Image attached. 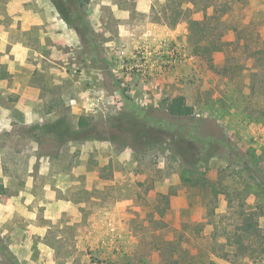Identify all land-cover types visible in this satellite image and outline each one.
<instances>
[{"label":"rangeland","instance_id":"rangeland-1","mask_svg":"<svg viewBox=\"0 0 264 264\" xmlns=\"http://www.w3.org/2000/svg\"><path fill=\"white\" fill-rule=\"evenodd\" d=\"M221 1L0 0V184L55 195L6 202L1 264H264V0ZM206 2L227 42L196 53Z\"/></svg>","mask_w":264,"mask_h":264},{"label":"trees","instance_id":"trees-1","mask_svg":"<svg viewBox=\"0 0 264 264\" xmlns=\"http://www.w3.org/2000/svg\"><path fill=\"white\" fill-rule=\"evenodd\" d=\"M216 1L222 2L221 0H216ZM192 3H195L194 0H192ZM225 3H227V1ZM209 8H213V6H211L210 2L204 3L200 8H196L197 11L201 12L202 18H200V19L192 18L188 22L189 31H190V33H192V47L194 48L196 53H201L200 52L201 49H203L205 52L221 51L223 49V44H225L227 42L224 39H222V36H223L222 33L223 32H219V34H217V32L213 31V30H216V28H215V26H213L211 24V19H210L211 17L210 16L212 13H208ZM181 10H182V8H180V10H178V12H180ZM214 11H215V9H212V12H214ZM223 13H225V10H223ZM68 16L66 15V16H64V18L66 17L65 19L68 20V23L70 24V26L81 37L82 31L80 30L79 26H77L75 24H71L70 21H72V20L69 21ZM166 109H167V113L170 115H173V116H187V115H190L193 113V107L188 105L185 102V98L182 95H176V96L172 97L168 101ZM139 122L132 115H122L119 117L112 118L110 124L113 125V127H114L113 129H115L114 131L124 130V131L128 132V131H131V128L132 129L137 128L139 131L138 133L144 134V136H146V137H150V136L153 137L155 135V133L161 132V135L163 138L164 137L169 138V136H167V134H165L164 130L159 131V129H157V128H153V127L149 128V127L145 126V122L144 123L143 122L139 123ZM79 126H80L79 129L77 131H75L76 135H78L80 128L86 127L87 124L84 120H81L79 123ZM35 128H37L43 132H49L50 135L54 136L57 141L64 140L66 138V136H69V134L71 132L70 131L71 126L69 125V123L64 118H59L52 123L45 124V125L40 126V127L35 126ZM73 137L74 136H72L71 139ZM80 137H82V136L78 135V138H80ZM261 177L262 178L260 179L259 184H260V186H264V173ZM4 193H6V189L2 184H0V194H4ZM247 226H248V224H246L245 227L242 229V224H241L237 228H241L242 230H246Z\"/></svg>","mask_w":264,"mask_h":264},{"label":"crops","instance_id":"crops-1","mask_svg":"<svg viewBox=\"0 0 264 264\" xmlns=\"http://www.w3.org/2000/svg\"><path fill=\"white\" fill-rule=\"evenodd\" d=\"M76 35L78 36L79 34L75 31ZM30 86V85H29ZM33 88V95H30L29 98H37L36 96V88L33 86H30ZM21 116V115H20ZM32 118V116H31ZM29 116L27 115H23L22 116V120H24L25 122L31 121L33 118H37V116H34L31 119ZM22 197H24V200H41V201H45V200H53L55 199V195L53 196V194H49L46 192H43L41 195L37 194V193H27L25 195L23 194H18V195H12L11 197H9V195H7L6 193L4 194H0V223H7L6 221L9 219V217H11L12 215H16L19 213V211L15 210V209H11L10 206H8L6 204L7 201H14L15 198H18L19 200H23ZM62 211V210H59ZM9 223V222H8ZM1 264V263H0Z\"/></svg>","mask_w":264,"mask_h":264},{"label":"built area","instance_id":"built-area-1","mask_svg":"<svg viewBox=\"0 0 264 264\" xmlns=\"http://www.w3.org/2000/svg\"><path fill=\"white\" fill-rule=\"evenodd\" d=\"M148 70H149V71H151V70H152V68H148Z\"/></svg>","mask_w":264,"mask_h":264}]
</instances>
